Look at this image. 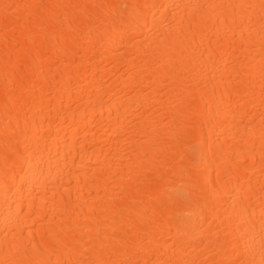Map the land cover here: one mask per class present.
<instances>
[{
  "label": "bare ground",
  "instance_id": "6f19581e",
  "mask_svg": "<svg viewBox=\"0 0 264 264\" xmlns=\"http://www.w3.org/2000/svg\"><path fill=\"white\" fill-rule=\"evenodd\" d=\"M0 264H264V0H0Z\"/></svg>",
  "mask_w": 264,
  "mask_h": 264
}]
</instances>
